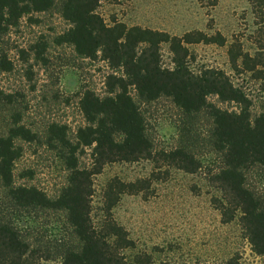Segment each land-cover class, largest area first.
<instances>
[{
	"label": "rangeland",
	"instance_id": "1",
	"mask_svg": "<svg viewBox=\"0 0 264 264\" xmlns=\"http://www.w3.org/2000/svg\"><path fill=\"white\" fill-rule=\"evenodd\" d=\"M63 3L54 0L49 10L25 16L16 27L0 33V60L6 58L11 65L9 71L0 68V136L6 134L13 119H19V124L34 134L30 142L16 141L22 154L14 168L15 183L37 187L50 198L65 187L69 171L60 146L50 142L49 127H66L68 140L75 143L77 130L86 125L79 109L82 93L92 91L99 98L107 97L106 78L112 73L99 57L83 58L73 46L57 43L70 27L61 16ZM96 12L107 24L116 21L171 36L221 34L224 46H187L189 68L195 73L222 71L245 93L252 117L264 109L260 82L251 73L234 71L227 55L234 42L249 56L264 45L260 15L248 0H99ZM160 55L162 67H172L168 45L161 46ZM130 94L144 118L154 153L182 149L200 163V169L190 174L154 160L105 165L92 178L93 223L102 218V190L110 179H148L145 195H124L112 210L115 221L134 243L124 251L126 261L145 253L155 264H226L231 258L239 264H263L264 256L251 251L237 219L222 223L212 202L220 192L212 186L210 175L218 171L221 160L212 146L213 120L208 112L185 114L169 97L146 101L133 90ZM207 100L224 110L237 108L216 96ZM115 138L120 140L119 135ZM77 161L78 168L89 169L91 150L79 152ZM247 184L264 197V169L254 167ZM19 221L32 247L54 250L58 243L77 245L62 212L37 210L21 215ZM40 264H59V258Z\"/></svg>",
	"mask_w": 264,
	"mask_h": 264
},
{
	"label": "trees",
	"instance_id": "2",
	"mask_svg": "<svg viewBox=\"0 0 264 264\" xmlns=\"http://www.w3.org/2000/svg\"><path fill=\"white\" fill-rule=\"evenodd\" d=\"M248 2L260 15V32L264 34V0ZM53 4L54 0H0V33L16 27L25 16L49 10ZM98 6L99 0H64L61 8V16L70 27L57 43L73 46L83 58L99 57L112 73L106 78L107 97L99 98L92 91L82 93L79 109L86 125L77 130L75 143L68 140L66 127H49L50 142L60 146L69 171L65 187L55 198L37 187L15 183L14 168L22 154L16 141L30 142L34 134L20 125L19 119H13L6 134L0 136V264H40L54 257L59 258V264H155L145 253L126 261L124 251L133 248L134 243L112 214L122 196L145 195L150 180L110 179L102 190V218L94 224L92 178L105 165L115 162L154 160L190 174L200 169V163L179 148L154 153L130 90L146 101L169 97L185 114L208 112L213 120L212 146L221 160L218 171L210 175L212 186L220 192L212 202L222 223L237 219L251 251L263 257L264 197L247 184V175L254 167L264 169V109L252 117L250 101L225 73L214 69L195 73L187 63L188 45L224 46L225 38L219 33L202 32L177 37L116 21L107 24L96 12ZM162 45H168L172 55L170 68L161 65ZM227 55L234 71L251 73L264 91V45L260 52L249 56L234 42ZM0 68L11 69L6 58L0 60ZM210 96L237 108H218L208 102ZM84 149L91 150L89 169L78 168L77 156ZM37 210L64 213L77 245L58 243L54 250L32 247L19 220L21 215ZM226 264L239 263L231 258Z\"/></svg>",
	"mask_w": 264,
	"mask_h": 264
}]
</instances>
